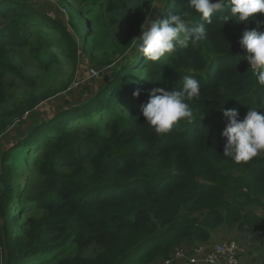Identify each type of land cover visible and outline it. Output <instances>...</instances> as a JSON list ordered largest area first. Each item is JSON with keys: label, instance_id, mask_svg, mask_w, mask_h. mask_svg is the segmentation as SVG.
Masks as SVG:
<instances>
[{"label": "trees", "instance_id": "trees-1", "mask_svg": "<svg viewBox=\"0 0 264 264\" xmlns=\"http://www.w3.org/2000/svg\"><path fill=\"white\" fill-rule=\"evenodd\" d=\"M67 1L60 3L68 10V27L77 39L33 5L0 0V98L7 75L28 80L12 58L14 47L28 43L24 27L53 23L63 35L69 56L75 60L81 50L95 60L86 38L90 26ZM150 8L151 0L136 5L120 35V52L126 58L94 95L42 119L27 138L4 154L2 160H9L21 147L35 148L42 158L40 173L46 178L42 191L27 195V184L13 195L12 166L2 162L0 264H29L69 244L77 248L74 256L46 260L153 264L160 256L170 259L175 246L188 240L208 241L210 230L222 224L240 222L251 230L264 225V217L247 208L264 206V151L250 161L235 163L223 156L226 138L221 135L227 123L222 109L238 110L240 119L248 107L264 114V88L242 57L246 50L237 34L255 28L256 23L233 17L223 25L213 16L209 24L191 11L189 0H166L160 18H167L169 12H188L185 19L204 25L206 35L196 48L177 47L161 61L151 62L132 40L140 35ZM257 15L264 20V14ZM109 63L99 61V67L106 69ZM182 75H193L200 82L199 98L189 102L193 119L157 135L145 123L141 105L156 87L182 90ZM137 89L141 95L134 98ZM52 95L21 103L16 112L25 116ZM34 205L42 214L22 224L27 206L34 209ZM183 210L190 216L179 223ZM94 247L98 248L94 256L84 254Z\"/></svg>", "mask_w": 264, "mask_h": 264}, {"label": "rangeland", "instance_id": "rangeland-1", "mask_svg": "<svg viewBox=\"0 0 264 264\" xmlns=\"http://www.w3.org/2000/svg\"><path fill=\"white\" fill-rule=\"evenodd\" d=\"M18 1L33 5L40 15H45V18H51L66 27L77 39L75 32L68 27V10L60 3V0ZM112 1L115 5H110ZM146 1L102 0L101 4L94 3L93 0L67 1L68 7L75 12H80L81 17L85 18L90 26L86 38L88 45L92 48L94 61L81 53V50L75 58L76 61L69 56L66 45L63 43V35L53 23L43 28L32 27V25L24 27V31L28 34V43L14 47L12 58L28 80L23 81L16 76L7 75L3 79L4 95L0 98V169L2 162L12 166L9 185L12 186L13 195H16L21 185L27 184V195L42 191L46 176L40 173L42 158L35 148L21 147L13 152L9 160L6 157L2 160L4 154L12 145H19L23 139L27 138L34 125L42 119H48L65 108L81 104L94 95L107 80L110 71L117 68L126 58L125 54L120 52L122 47L120 35L123 32V26L133 16L136 5ZM165 2L166 0H151L148 17L155 18L161 15ZM89 4L90 6L86 7ZM237 34L241 37L243 33L237 31ZM103 60H109L110 67L100 72L99 61ZM92 70L98 71V75L93 76ZM49 93L53 95L28 111L25 116L21 117L16 112L19 104L30 102L40 95ZM0 187H2L1 181ZM33 208L27 206L22 224L42 214V210H39L36 205ZM247 208L253 209L259 216L264 217V206L261 204H252ZM13 210L16 211L15 206ZM189 216L185 210L181 211L178 222H183ZM0 223L2 224V220ZM210 233L211 237L208 241L188 240L175 246L174 250L180 248L190 254H195V250H201L200 255H204L212 251L217 244L236 241L240 248V264H264V225L260 230H251L247 226L241 227L240 222L225 223L211 229ZM97 249V247L90 248L84 254L94 256ZM76 253V246L69 244L61 252L34 259L29 264H56L57 260L51 262L46 258L60 259L64 256H74ZM164 262L165 259L160 256L153 264H164Z\"/></svg>", "mask_w": 264, "mask_h": 264}, {"label": "clouds", "instance_id": "clouds-1", "mask_svg": "<svg viewBox=\"0 0 264 264\" xmlns=\"http://www.w3.org/2000/svg\"><path fill=\"white\" fill-rule=\"evenodd\" d=\"M189 7L206 23H212L216 16L223 25L235 17L239 22L254 21L255 28L245 29L238 43L246 50L243 59L250 64L257 84L264 88V20L257 14H264V0H189ZM180 12H169L167 18L147 17L141 24V35L133 40L139 53L146 61L158 62L174 53L177 47L196 48L205 39L204 25L191 23ZM110 67V66H109ZM100 72L106 71L101 68ZM194 72V70H190ZM96 74V70H93ZM182 90L156 87L149 93L148 100L141 105V114L157 135H164L182 120L191 122L194 116L190 101L199 98L200 82L193 75H182ZM141 91L133 92L139 98ZM259 108L248 107L246 115L240 119L235 109H222L227 118L221 135L226 138L223 156L235 163L247 162L264 151V114ZM235 247V244H233ZM211 264L213 257L209 256ZM231 264V262H230Z\"/></svg>", "mask_w": 264, "mask_h": 264}, {"label": "built area", "instance_id": "built-area-1", "mask_svg": "<svg viewBox=\"0 0 264 264\" xmlns=\"http://www.w3.org/2000/svg\"><path fill=\"white\" fill-rule=\"evenodd\" d=\"M92 75L97 76L98 71H96V74ZM233 244H235V247H233ZM175 249V248H174ZM201 250H195V254H190L185 250H182L180 248H177L176 250H173V253L171 254V258L165 260V264H172L175 262H180L182 260H187L190 264H210L208 257H213V260L211 261V264H240V248L239 244L236 241L232 242H225L220 243L214 246L212 251L207 252L204 255H200Z\"/></svg>", "mask_w": 264, "mask_h": 264}, {"label": "crops", "instance_id": "crops-1", "mask_svg": "<svg viewBox=\"0 0 264 264\" xmlns=\"http://www.w3.org/2000/svg\"><path fill=\"white\" fill-rule=\"evenodd\" d=\"M184 262H187V264H190L187 260H182L180 262L172 263V264H182ZM165 264V263H164ZM197 264H202V263H197Z\"/></svg>", "mask_w": 264, "mask_h": 264}]
</instances>
